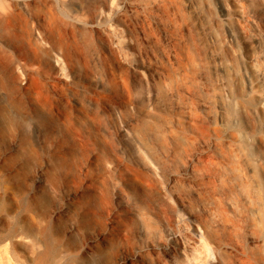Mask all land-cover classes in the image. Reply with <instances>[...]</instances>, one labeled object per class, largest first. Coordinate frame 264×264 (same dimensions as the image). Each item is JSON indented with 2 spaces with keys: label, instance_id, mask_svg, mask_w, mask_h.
<instances>
[{
  "label": "bare ground",
  "instance_id": "obj_1",
  "mask_svg": "<svg viewBox=\"0 0 264 264\" xmlns=\"http://www.w3.org/2000/svg\"><path fill=\"white\" fill-rule=\"evenodd\" d=\"M53 1L0 0V68L31 59L27 120L61 112L56 127L70 139L11 164L35 232L24 234L13 212L9 237L36 264H264V181L249 137L198 112L211 88L183 1ZM236 1L240 32L258 38L250 68L259 71L264 29L249 15L264 0ZM87 71L115 98L110 127L98 103L57 97V75L79 84Z\"/></svg>",
  "mask_w": 264,
  "mask_h": 264
},
{
  "label": "rangeland",
  "instance_id": "obj_2",
  "mask_svg": "<svg viewBox=\"0 0 264 264\" xmlns=\"http://www.w3.org/2000/svg\"><path fill=\"white\" fill-rule=\"evenodd\" d=\"M182 1L198 37L203 41V68L211 88L209 96L198 102V112L212 115L221 129L227 127L226 121L229 120V126L241 131L243 139L249 137L250 150L264 181V107L258 104L257 99V92L264 95V69L254 71L250 68L252 46L258 47V38L247 36L246 39L240 32L239 23L235 20L239 12L236 0ZM66 6L70 11L76 8L72 2H67ZM251 14L250 18L257 16L259 28L261 26L264 29V12L258 10ZM229 29H234L233 35ZM67 36L70 38L71 34L68 32ZM10 58L12 57L7 56L5 61ZM18 61L16 71L9 65L0 68V264H36L30 257L28 245L7 234L6 215L13 212L17 213V221L24 234L33 236L35 232L33 214L24 207L21 210L18 208V200L12 192L8 179L11 164L21 159L22 150L31 151L43 159L47 153L55 151L58 145H61L60 148H63L62 145L70 146L69 135L56 127L57 118L63 119L61 112L57 113L56 119L46 118L43 114L27 120L25 104L29 95L26 85L30 76L27 68L32 61L29 57L18 58ZM87 73L89 76H82L79 84L73 83L68 77L57 75V97L66 103L78 100L85 104L98 103L102 106V110L98 112L105 125L110 127V119L114 115L109 111V104L115 102V98L102 88L91 72ZM90 111L93 113V109L90 108ZM29 174L31 173L27 174V178ZM61 203H66L65 197L51 204V208ZM67 218L68 216H63L65 223ZM262 234L264 238V225Z\"/></svg>",
  "mask_w": 264,
  "mask_h": 264
}]
</instances>
